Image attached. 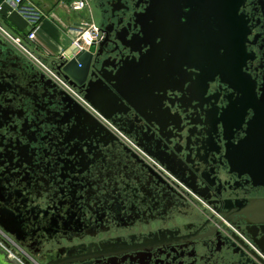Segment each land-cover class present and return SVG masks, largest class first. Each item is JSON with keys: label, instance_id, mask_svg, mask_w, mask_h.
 <instances>
[{"label": "flooded vegetation", "instance_id": "1", "mask_svg": "<svg viewBox=\"0 0 264 264\" xmlns=\"http://www.w3.org/2000/svg\"><path fill=\"white\" fill-rule=\"evenodd\" d=\"M91 1L113 81L48 64L91 110L0 45V229L24 264H264V0Z\"/></svg>", "mask_w": 264, "mask_h": 264}, {"label": "crops", "instance_id": "2", "mask_svg": "<svg viewBox=\"0 0 264 264\" xmlns=\"http://www.w3.org/2000/svg\"><path fill=\"white\" fill-rule=\"evenodd\" d=\"M23 1L25 7L39 15L38 21L32 24L13 9L14 5L10 0H0V27L11 37L21 40L25 39L32 29H36L32 51L47 64H51L73 47L72 43L78 37V30L84 21L83 14L73 13L67 4L60 0ZM0 40L11 45L1 35ZM17 52L22 58L23 55Z\"/></svg>", "mask_w": 264, "mask_h": 264}, {"label": "built area", "instance_id": "3", "mask_svg": "<svg viewBox=\"0 0 264 264\" xmlns=\"http://www.w3.org/2000/svg\"><path fill=\"white\" fill-rule=\"evenodd\" d=\"M14 7L13 9L21 14L23 17L27 18L32 24H35L38 19L39 15L35 13L34 10L25 7L23 0H10ZM63 3H66L71 11L73 12H82L84 11L88 5L87 0H60ZM1 11V8H0ZM36 34V29H32L26 36L24 40L21 39H12L13 44L12 45L17 51L20 52L27 60H29L34 67H36L42 74H44L47 78L52 80L53 83H55L58 88L63 90L65 93H67L69 96H71L77 103L82 105L83 107L90 109L89 105L82 100L80 97H78L69 87L68 85L59 77L56 76L55 73H53L46 62H44L40 57L35 55L32 51L34 48V38ZM78 38L80 42L75 41L73 43V47L76 48L78 51L80 50H89V48L94 43H98L101 39L98 27L90 24H84L81 32L78 34ZM82 42V43H81ZM91 110V109H90ZM0 247L6 251L8 258L10 260H16L18 262L22 263V257L20 251L17 249L15 242L13 239L4 233L0 229Z\"/></svg>", "mask_w": 264, "mask_h": 264}, {"label": "water", "instance_id": "4", "mask_svg": "<svg viewBox=\"0 0 264 264\" xmlns=\"http://www.w3.org/2000/svg\"><path fill=\"white\" fill-rule=\"evenodd\" d=\"M233 7L234 6L232 5V0H230V8H229V13H228V15H229L228 22H229L230 30L232 28L233 18H234V15H235V13H234L235 11H234ZM115 41H116V43L114 44V46H115V50H117L118 48L116 46L119 43V39H118L117 36L115 38ZM0 45L3 48H5L8 44L7 43L5 44L4 42H2L0 40ZM121 45H122V47H124L126 49L130 48V46H131L130 44H126L125 45V43H122ZM102 46H103L102 43H99V44L94 43L89 48V50H80V51H78L76 48L72 47L71 50H69L63 56H61V57L57 58L56 60H54L53 63L56 65V69H58V71L61 72L63 78L68 80L72 85H76V86H79V87L80 86L81 87L87 86V91L86 92H88V94H94L95 95L96 92L98 91L97 89H100L99 84L101 86L102 84H109L110 82L113 81V79H111L112 81H108L109 79L105 77V75H107V76L110 75L108 73L107 74L105 73V75L103 74V72H101V74L95 73V76H94V73H93L94 70L96 69L95 68V59L97 57H100V49L99 48L102 47ZM130 50L133 51L132 47H131ZM137 51L139 52L140 50L137 49ZM108 63L109 62H107V64ZM107 64H105L103 66L107 67L108 66ZM112 64H113V62H112ZM118 65H121V64H118ZM23 66L28 68V69H30L28 66H26L24 64H23ZM21 67L22 66L20 64L16 68V71L19 72L21 70ZM122 68H123V66L119 69V71H122V70H124V71H126V70L127 71H133L136 74V68H133V69H128V68H123L122 69ZM137 69H140V67H137ZM39 73H41V72H39ZM100 75L103 78L105 77L106 81L109 82V83H107ZM97 77L100 79L99 81L102 84L100 82H98V84L92 83L93 81L91 79H95ZM33 78H34V82L36 81V86L39 87L42 90L46 89V87H48V91H49L52 88H54L55 85H56L55 83L52 82V80L47 78L42 73L38 77H36V75H34ZM62 92H64V91H62ZM86 99H88L91 102V99H89L87 97H86ZM96 109L99 110V108H96ZM0 227L3 228L4 231H6V232L11 234L9 229L6 228L1 223H0ZM22 263H23V260H22ZM0 264H21V263L16 261V260H10L8 258V255H7L6 251H4L0 247Z\"/></svg>", "mask_w": 264, "mask_h": 264}, {"label": "rangeland", "instance_id": "5", "mask_svg": "<svg viewBox=\"0 0 264 264\" xmlns=\"http://www.w3.org/2000/svg\"><path fill=\"white\" fill-rule=\"evenodd\" d=\"M88 2V5L86 6L87 8L82 11V12H73V13H80V14H83V23L80 25V28L78 30V33L81 32L84 24H90V25H94L95 27L97 26V23L99 22V14H98V11L96 9V7L94 6V3L93 1L91 0H87ZM71 10V9H70ZM87 16V18H86ZM0 35L3 36L8 42H10L12 45L13 44V40L12 39H19L17 37H11L6 31H4L1 27H0ZM26 38V37H25ZM78 41L80 42L79 38L77 37L75 41ZM24 40V39H23ZM74 41V42H75ZM73 42V43H74ZM72 43V45H73ZM82 43V42H81ZM14 47L17 48V46L14 45ZM44 61V60H43ZM45 62V61H44Z\"/></svg>", "mask_w": 264, "mask_h": 264}, {"label": "snow or ice", "instance_id": "6", "mask_svg": "<svg viewBox=\"0 0 264 264\" xmlns=\"http://www.w3.org/2000/svg\"><path fill=\"white\" fill-rule=\"evenodd\" d=\"M222 54V53H221Z\"/></svg>", "mask_w": 264, "mask_h": 264}]
</instances>
